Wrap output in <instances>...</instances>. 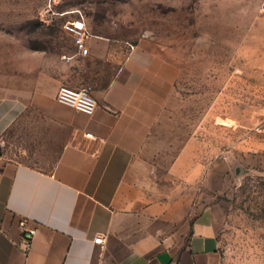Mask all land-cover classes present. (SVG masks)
<instances>
[{
	"label": "crops",
	"instance_id": "obj_1",
	"mask_svg": "<svg viewBox=\"0 0 264 264\" xmlns=\"http://www.w3.org/2000/svg\"><path fill=\"white\" fill-rule=\"evenodd\" d=\"M87 47L79 56L11 43L4 64L15 68L0 78V264H212L215 210L151 175L156 107L146 75L136 84V51L95 34ZM63 84L91 86L94 113L59 103Z\"/></svg>",
	"mask_w": 264,
	"mask_h": 264
},
{
	"label": "rangeland",
	"instance_id": "obj_2",
	"mask_svg": "<svg viewBox=\"0 0 264 264\" xmlns=\"http://www.w3.org/2000/svg\"><path fill=\"white\" fill-rule=\"evenodd\" d=\"M76 9L149 62L151 175L215 210L212 264H264V0H0V78L12 42L72 53Z\"/></svg>",
	"mask_w": 264,
	"mask_h": 264
},
{
	"label": "built area",
	"instance_id": "obj_3",
	"mask_svg": "<svg viewBox=\"0 0 264 264\" xmlns=\"http://www.w3.org/2000/svg\"><path fill=\"white\" fill-rule=\"evenodd\" d=\"M71 14L76 16L67 21L63 28L66 32L73 36V44L76 54L86 56L88 54L87 40L92 36V33L86 26L85 19L80 10H72ZM65 14V13H63ZM56 100L64 105H67L86 115H91L97 108V101L92 94V87L87 85L79 88L69 85H60L56 93ZM87 137H91V133H86ZM24 226V221L20 222ZM34 235V230L26 229L23 233V245L25 249H29ZM94 243L103 245L104 237L98 235L94 238Z\"/></svg>",
	"mask_w": 264,
	"mask_h": 264
}]
</instances>
